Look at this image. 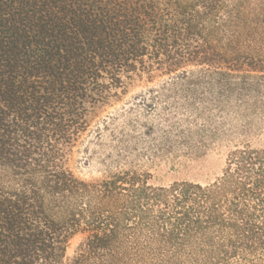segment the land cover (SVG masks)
<instances>
[{"label": "trees", "instance_id": "1", "mask_svg": "<svg viewBox=\"0 0 264 264\" xmlns=\"http://www.w3.org/2000/svg\"><path fill=\"white\" fill-rule=\"evenodd\" d=\"M163 77L195 123L264 116V0H0V264H264V149L207 183L70 168L99 109Z\"/></svg>", "mask_w": 264, "mask_h": 264}, {"label": "rangeland", "instance_id": "2", "mask_svg": "<svg viewBox=\"0 0 264 264\" xmlns=\"http://www.w3.org/2000/svg\"><path fill=\"white\" fill-rule=\"evenodd\" d=\"M170 82L166 77L128 81L125 92L97 111L75 144L68 162L74 174L96 179L131 166L147 171L149 182L157 185L181 180L207 183L219 176L234 147L249 143L264 149V116L223 119L211 109L207 113L212 122L208 123L205 112L195 123L192 119L199 107L195 98L171 91ZM192 102L194 106L189 105ZM198 128L206 129L202 134L206 145L188 154L181 144ZM82 238L81 234L71 238L67 258L74 255Z\"/></svg>", "mask_w": 264, "mask_h": 264}]
</instances>
